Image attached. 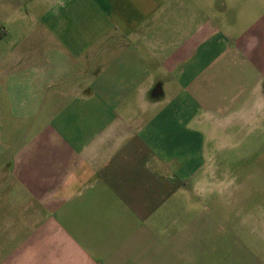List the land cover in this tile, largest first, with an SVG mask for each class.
<instances>
[{"label":"crops","instance_id":"0c3cea01","mask_svg":"<svg viewBox=\"0 0 264 264\" xmlns=\"http://www.w3.org/2000/svg\"><path fill=\"white\" fill-rule=\"evenodd\" d=\"M261 125L264 0H0V264H255Z\"/></svg>","mask_w":264,"mask_h":264},{"label":"rangeland","instance_id":"374dc122","mask_svg":"<svg viewBox=\"0 0 264 264\" xmlns=\"http://www.w3.org/2000/svg\"><path fill=\"white\" fill-rule=\"evenodd\" d=\"M246 142V145L231 149L228 162H223L227 174L235 179L234 182L230 177V182L234 183L228 184L225 198L229 203L237 202L239 207L251 208L250 212L264 217V125L254 131V141L250 138ZM263 234L264 227H259L255 234L246 230L243 235L248 247L255 252V264H264Z\"/></svg>","mask_w":264,"mask_h":264},{"label":"water","instance_id":"95a60500","mask_svg":"<svg viewBox=\"0 0 264 264\" xmlns=\"http://www.w3.org/2000/svg\"><path fill=\"white\" fill-rule=\"evenodd\" d=\"M156 93H158V91L156 90Z\"/></svg>","mask_w":264,"mask_h":264}]
</instances>
